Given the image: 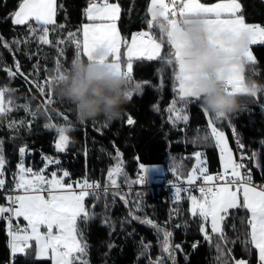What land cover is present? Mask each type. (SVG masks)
<instances>
[{
    "label": "trees",
    "instance_id": "obj_1",
    "mask_svg": "<svg viewBox=\"0 0 264 264\" xmlns=\"http://www.w3.org/2000/svg\"><path fill=\"white\" fill-rule=\"evenodd\" d=\"M200 2L215 4L220 0ZM237 2L241 5L238 14L244 16L246 23L264 27V0ZM18 3L19 0H0V48L4 51L6 61L0 65V89L10 90L4 96L3 106L11 109L6 114H0V150L5 160L2 177L6 182L4 190L13 187V177L21 162L19 148L22 146H26L23 157L25 168L38 172L45 169V157L58 160L59 164L48 165L44 174L50 178L53 171L58 175L67 171L70 174L67 183H75L86 177L89 182H98L103 187L108 183L109 169L120 163L123 172L117 177V182L120 194H127L125 199L128 203L125 204L119 196L114 198L112 192L116 189L112 188L106 197L101 195L99 200L93 196L86 197L85 208L94 214L93 219L87 222L78 221L83 241L87 245V253L82 258L86 264H149L150 260L165 255L160 244L163 233L141 223L142 219H149L172 233L174 245H180V249L175 251L174 264H217L216 248L204 240L198 230L199 221L189 212L188 196H199L200 193L182 191L181 199L176 201L175 194L169 199L166 190L169 181H183L191 172L197 164L193 155L195 152L203 154L202 159L209 174L221 170L220 151L215 140L199 142L210 133L207 127L209 117L204 115L197 103L178 100L172 66L159 59L149 61L143 57L134 58L131 80L127 81V92L131 93V99L123 106L122 117L114 122H106L103 117L86 123L79 122L72 105L58 98L52 86L53 102L44 110L41 104L45 103V98L41 97L35 85L43 84L49 76L54 75L57 64L61 72L71 68L78 50L68 40V35L75 33L82 41V32L78 30L90 22L84 12L89 0H57L58 27L49 32V39L53 42L51 45L39 44L29 35L27 26L12 23L10 17ZM109 3L118 4L120 8L117 27L124 42L122 53L126 51L133 35L141 31H150L162 44L161 55L167 53V37H161L158 29H149L147 26V21L151 19L147 11L151 0H109ZM14 40L21 43L15 44ZM59 40L65 43L57 45ZM5 42L8 48L4 47ZM251 50L255 62L245 64V82L255 80L264 83V44L253 45ZM81 59L86 57L81 54ZM17 61L24 76H9L6 69L15 72ZM136 84H140L141 88L136 89ZM48 92L49 88L46 87L45 93ZM241 97L247 103V108L230 114L228 119L236 127L235 139L244 145L240 149L245 157L243 162L251 172L252 182L260 186L264 185V91L255 97ZM174 100L177 101L175 107L183 109L181 115H187V122H170L169 116L172 115L173 119L175 116L168 109ZM24 105H28L27 111ZM48 116L54 118L58 128L66 129L69 143L65 151H57L55 147L58 128L45 127ZM129 117L133 119V125L127 123ZM214 122L219 130L227 133L236 153L237 144L226 120L220 118ZM10 124L13 126L10 127ZM117 150L121 154L119 158ZM253 153L256 154L255 158ZM141 163L162 168L158 176H147V183L143 187L132 183L137 179ZM257 163L260 167H257ZM173 168H178V171L171 172ZM177 176H180L179 180ZM123 185L125 188L121 189ZM136 202L140 204L139 210L135 207ZM6 203L4 194L0 192V204ZM130 212L132 215H129ZM246 215L243 209H233L227 221V250H230L232 257L229 264L241 260H246L247 264H259L255 248L246 243L250 229L241 223ZM105 220L109 223H105ZM21 222L22 219L18 222L19 226L23 227ZM205 226L210 232V225ZM10 239L7 222L0 219V264H51V260L37 259L35 242H32V247L26 253L12 258ZM142 242L150 245L144 255H141ZM197 242L194 249L192 245ZM165 260L166 264H173L166 255Z\"/></svg>",
    "mask_w": 264,
    "mask_h": 264
},
{
    "label": "snow or ice",
    "instance_id": "obj_2",
    "mask_svg": "<svg viewBox=\"0 0 264 264\" xmlns=\"http://www.w3.org/2000/svg\"><path fill=\"white\" fill-rule=\"evenodd\" d=\"M240 10L241 5L237 0H220L215 4L201 3L200 0H151L147 9L151 19L147 21V26L149 29H158L161 37H167V53L161 55L162 44L150 31H141L133 35L131 44L122 53L121 46L124 42L120 38L116 24L120 16L118 4L109 3V0H89V5L84 12L90 23L83 24L78 30L82 32L83 40L78 39L75 33H69L68 40L74 43L78 50L75 59L81 58L82 54L89 62H107L109 70L123 76L126 81L131 80L133 59H141V52L144 54L143 58L149 61L162 60L173 68L176 81L174 90L178 100L185 103L194 102L201 106V98L196 96L185 83L193 77L181 50L190 46L191 41L181 39V34L193 25L202 22L208 25L209 40L212 47L216 49L228 47L223 39L218 37L228 34L232 38H238L246 34L248 44L240 53L239 62L229 65L226 76L222 70L219 79L224 91L229 95H247L250 89L246 85L242 70L245 63L255 62L248 46L258 42L264 43V27L246 23L244 16L238 14ZM55 16L56 0H19L18 7L10 18L14 25L27 26L29 35L34 37L39 44L51 45L53 42L49 39V32L58 27ZM164 24L167 25L166 32ZM49 26H52L51 29ZM13 43L19 44L21 41L16 40ZM63 43H65L64 40L56 42L57 45ZM4 47L8 48L9 45L5 42ZM99 49H106L108 54L97 56ZM6 71L9 76L17 74L24 76L20 72L18 61L15 64V72L11 69H6ZM64 73L65 71L61 72L60 65L57 64L54 75L49 76L43 84L36 83L35 86L39 89L41 97L45 98V107L53 102L51 99L53 81L63 80ZM205 75L212 76L213 74L206 73ZM25 80L27 82V77ZM46 87L49 88L48 93H45ZM135 87L140 89L141 85L136 84ZM9 91L6 88L0 89V114H6L11 110L3 106L4 96ZM126 95L128 99H131L130 92ZM251 95L255 97L257 93L252 92ZM9 103L12 101L9 100ZM176 103L177 101L174 100L168 109L175 116L174 119L172 115L169 116L170 122L173 124L179 120L187 122V115H181L183 109H177ZM24 108L27 111L28 105H24ZM201 111L209 117L207 127L210 133L199 142L215 140V145L220 150L222 170L214 175L209 174L202 159L203 154L195 152L193 155L197 164L184 178L182 186H176L171 181L168 183L175 189V200L179 201L180 193L188 190L183 186L184 184L192 186L197 185V181H201L197 186L200 195L188 196L189 212L194 219L199 221L198 230L204 240L216 248L217 264H229L232 260L230 250H227L229 241L225 227H227V221L233 209H243L248 214L241 219V223L246 224L250 229L246 243L251 244L257 250L259 264H264V185L253 184L251 172L243 163L245 157L242 154L239 162L234 159L224 133L216 127L214 121L226 117L214 116L202 107ZM64 119L67 120V117ZM127 123L133 125L134 121L129 117ZM45 127L54 126L46 124ZM57 131L58 139L55 147L57 151H65L69 143L66 129L59 127ZM237 146L241 149L244 147L239 139H237ZM19 153L21 162L17 165L18 171L13 177V187L4 196L7 203L0 204V219L7 222L8 235L11 238L9 246L13 254L26 253L32 247V242H35L36 256L50 259L51 264H86L82 257L86 254L87 245L83 241L78 221L87 222L93 219L94 214L85 208V198L93 196L99 200L101 195L106 197L112 188L116 189L112 192L113 197L119 196L127 204L128 201L125 199L127 194H120L117 182V177L123 172L121 164L117 163L114 168L109 169L108 183L103 186V189L98 182H89L86 177L75 182L74 187L72 183L65 182L64 178L70 176L67 171H63L62 175L53 171L50 178L44 174L47 166L53 163L59 164L58 160L45 157V169L33 172L31 168L24 166L23 157L26 153V146L20 147ZM116 155L117 158L121 155L118 150ZM255 156L256 154L253 153L254 158ZM4 164L5 160L0 150V190L5 188L6 183L2 178ZM148 167L141 163L137 179L132 183L143 187L147 183ZM257 167H260L259 163ZM170 171L176 172L178 168L170 169ZM176 179L179 180L180 176ZM135 207L139 210V202H136ZM129 215L132 213L130 212ZM21 218L26 222L23 227H20L18 223ZM133 218L139 219L135 216ZM14 221L17 223L14 224ZM140 222L150 225L158 233H163V238L160 240L161 251L174 264V254L177 249H180V245L172 243V233L161 229L149 219H142ZM105 223L109 222L105 220ZM205 225H210V232ZM197 245L198 242L192 247L195 249ZM149 247L150 245L142 242L141 255H144ZM165 255L157 257L156 260H150L149 264H166ZM235 264H247V261H235Z\"/></svg>",
    "mask_w": 264,
    "mask_h": 264
},
{
    "label": "clouds",
    "instance_id": "obj_3",
    "mask_svg": "<svg viewBox=\"0 0 264 264\" xmlns=\"http://www.w3.org/2000/svg\"><path fill=\"white\" fill-rule=\"evenodd\" d=\"M167 31V25L164 24ZM181 39L191 41V45L181 51L185 63L191 70L192 79L185 81L194 94L201 98V107L215 115L224 117L247 108L241 95H229L224 91L219 76L232 63L239 62L240 53L248 44L247 35L232 38L224 34L219 39L229 41V50L212 47L209 40V27L197 23L181 34ZM106 49H99L97 56L107 55ZM212 73V76L205 75ZM65 78L53 81L54 94L72 105L76 119L81 123L103 117L106 122L119 120L123 114V106L128 102L127 81L108 68L107 62H89L87 59H74L71 68L65 70ZM250 93L264 91V83L255 80L246 82ZM71 131L72 129H68Z\"/></svg>",
    "mask_w": 264,
    "mask_h": 264
},
{
    "label": "rangeland",
    "instance_id": "obj_4",
    "mask_svg": "<svg viewBox=\"0 0 264 264\" xmlns=\"http://www.w3.org/2000/svg\"><path fill=\"white\" fill-rule=\"evenodd\" d=\"M90 23V22H89ZM116 24H117V21H116ZM117 29H118V27H117ZM120 34V33H119ZM82 40H83V36H82ZM14 41H16V40H14ZM258 43H260V42H258ZM131 44V43H130ZM260 44H264V43H260ZM17 46V45H16ZM127 50V49H126ZM252 53V52H251ZM4 51L0 48V65H4L5 63H6V61H5V59H4ZM140 55H141V57H143V52H141L140 53ZM252 55H253V57L255 56L254 55V53H252ZM254 59H255V57H254ZM131 75H132V73H131ZM43 104H45V103H43ZM228 128H229V126H228ZM219 130V129H218ZM221 132H223L224 133V135H225V137H226V139H227V142H228V145H229V147L232 149V152H233V157H234V159H236L237 160V156H236V153H235V151H234V149L232 148V146H231V143H230V140H229V137H228V135H227V133L226 132H224V131H222V130H220ZM219 149V148H218ZM220 151V150H219ZM149 166V165H148ZM162 172V168H161V166H149L148 167V174H147V176H149V175H153V176H158L160 173ZM65 179V182H66V179H67V177H65L64 178ZM67 183V182H66ZM69 183H72V182H69ZM73 184V186H75V183H72ZM85 200H86V198H85ZM84 203H85V201H84Z\"/></svg>",
    "mask_w": 264,
    "mask_h": 264
},
{
    "label": "built area",
    "instance_id": "obj_5",
    "mask_svg": "<svg viewBox=\"0 0 264 264\" xmlns=\"http://www.w3.org/2000/svg\"><path fill=\"white\" fill-rule=\"evenodd\" d=\"M41 106H42V108L45 110L46 109V107H45V104H41ZM227 118V117H226ZM47 124H50V125H53L54 127H57L58 125H57V122L53 119V118H51V117H49L48 118V123ZM233 130H235V127H230V132L231 133H233L234 131ZM240 161V159H238L237 160V162H239ZM176 186H182V181H176V182H173ZM201 183V181H197V185H192V186H188V185H186V184H184L183 186L184 187H187L188 188V190H187V192H189V191H192V190H194V191H198V185ZM125 188V186H122L121 187V189H124ZM101 189H103V187H101ZM111 189V188H110ZM11 190V189H10ZM9 190V191H10ZM166 190H167V192H168V194H169V199L171 198V196L172 195H174L175 194V189L173 188V187H170V185L169 184H166ZM9 191H6V192H3L5 195L9 192ZM77 191H78V189H77ZM199 192V191H198ZM173 244H174V242H172ZM174 257H175V254H174Z\"/></svg>",
    "mask_w": 264,
    "mask_h": 264
},
{
    "label": "crops",
    "instance_id": "obj_6",
    "mask_svg": "<svg viewBox=\"0 0 264 264\" xmlns=\"http://www.w3.org/2000/svg\"><path fill=\"white\" fill-rule=\"evenodd\" d=\"M218 3V2H217ZM56 11H57V0H56ZM55 19H56V16H55ZM120 38H121V40H122V37L120 36ZM123 41V40H122ZM223 41H224V43H225V45L226 46H228V47H226L225 49H221V50H225V51H227V50H229V41L228 40H224L223 39ZM131 42H132V39H131ZM130 42V43H131ZM258 44H260V43H256V44H250L248 47H249V50L252 52V50H251V47L253 46V45H258ZM124 44H122V46H123ZM130 45V44H129ZM121 46V47H122ZM253 53V52H252ZM255 57V56H254ZM246 64V63H245ZM245 66V65H244ZM243 70H244V67H243ZM243 70H242V74H243ZM220 160H221V158H220ZM221 170H222V162H221ZM214 175V174H213ZM22 219V218H21ZM23 220V219H22ZM21 224L23 225V226H25V224H26V222L25 221H23V222H21ZM42 231H43V229H42ZM256 250V249H255ZM256 252H257V250H256ZM86 253H87V250H86ZM24 254V253H23ZM11 255H12V257L14 258V257H16V256H18V255H21V253H16V254H13V252H12V250H11ZM257 255H258V252H257ZM84 257V256H83ZM82 257V258H83ZM37 259L38 260H50V259H48V258H38L37 257ZM243 261H246V260H243Z\"/></svg>",
    "mask_w": 264,
    "mask_h": 264
}]
</instances>
